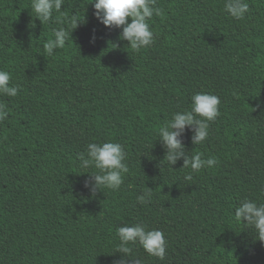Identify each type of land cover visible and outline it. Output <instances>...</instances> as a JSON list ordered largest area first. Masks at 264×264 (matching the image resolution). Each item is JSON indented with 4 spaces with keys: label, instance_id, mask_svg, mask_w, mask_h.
Returning a JSON list of instances; mask_svg holds the SVG:
<instances>
[{
    "label": "trees",
    "instance_id": "obj_1",
    "mask_svg": "<svg viewBox=\"0 0 264 264\" xmlns=\"http://www.w3.org/2000/svg\"><path fill=\"white\" fill-rule=\"evenodd\" d=\"M91 2L64 0L41 24L32 0H0V70L19 89L0 95V264H117V229L135 224L162 231L166 252L130 244L127 264H264V242L233 214L244 199L264 203V0H245L239 20L226 0H156L140 52ZM61 27L65 47L48 56ZM197 93L218 96L219 115L202 144L191 130L182 143L217 163L192 171L164 159L157 133ZM105 142L123 146L129 171L93 194L85 181L99 170L78 157Z\"/></svg>",
    "mask_w": 264,
    "mask_h": 264
},
{
    "label": "clouds",
    "instance_id": "obj_2",
    "mask_svg": "<svg viewBox=\"0 0 264 264\" xmlns=\"http://www.w3.org/2000/svg\"><path fill=\"white\" fill-rule=\"evenodd\" d=\"M64 0H32L31 9L36 19L41 24L52 19L53 9L60 12ZM156 0H92L94 15L97 20L108 28H122L119 39L128 42V46L134 52L150 46L153 43L154 33L148 21L153 15H160V9L155 7ZM249 5L245 0H226L225 10L233 18L243 19L248 12ZM129 18L131 22H129ZM78 19L74 21V29ZM54 39L43 42V50L51 56L56 49H63L68 39V33L61 27L54 30ZM10 73L0 70V95L15 97L18 87L9 86ZM190 110L176 112L171 119L158 129V139L165 150L164 159L173 166L183 159V168L199 171L205 167H211L217 163L215 157L202 159L200 153L188 157L185 152L181 137L186 130H191V142L193 145L202 144L208 137L209 122L214 121L219 115L220 99L216 95L197 93L191 97ZM6 105L0 103V122L7 119ZM79 166L87 169L94 167L99 171L90 175L92 180L85 181V187L93 194L104 188L117 190L123 183V176L129 169L126 153L123 146L116 142L103 144L89 143L86 153L78 157ZM185 180H191L189 172ZM150 189V188H149ZM138 202L147 203L151 199V191L139 196ZM234 218L237 223H243L255 229L257 240L264 242V203L257 204L255 201L244 199L234 209ZM117 236L120 243L117 252L122 254L117 264H127L126 255H130V244L138 243L149 256L163 260L166 252V240L160 230H146L142 224L132 226L123 225L118 227Z\"/></svg>",
    "mask_w": 264,
    "mask_h": 264
}]
</instances>
